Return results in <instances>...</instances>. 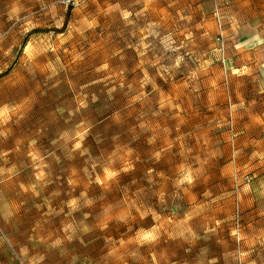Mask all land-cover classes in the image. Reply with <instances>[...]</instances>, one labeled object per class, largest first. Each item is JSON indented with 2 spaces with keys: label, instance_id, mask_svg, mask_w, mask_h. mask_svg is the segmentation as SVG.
Listing matches in <instances>:
<instances>
[{
  "label": "rangeland",
  "instance_id": "obj_1",
  "mask_svg": "<svg viewBox=\"0 0 264 264\" xmlns=\"http://www.w3.org/2000/svg\"><path fill=\"white\" fill-rule=\"evenodd\" d=\"M0 238L264 264V0H0Z\"/></svg>",
  "mask_w": 264,
  "mask_h": 264
},
{
  "label": "crops",
  "instance_id": "obj_2",
  "mask_svg": "<svg viewBox=\"0 0 264 264\" xmlns=\"http://www.w3.org/2000/svg\"><path fill=\"white\" fill-rule=\"evenodd\" d=\"M7 240L10 242V239ZM0 264H17L10 250L5 246L0 238Z\"/></svg>",
  "mask_w": 264,
  "mask_h": 264
}]
</instances>
